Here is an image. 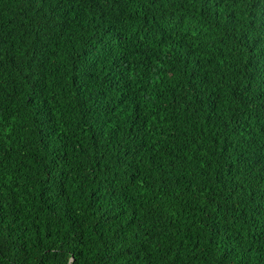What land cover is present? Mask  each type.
<instances>
[{
  "label": "trees",
  "instance_id": "trees-1",
  "mask_svg": "<svg viewBox=\"0 0 264 264\" xmlns=\"http://www.w3.org/2000/svg\"><path fill=\"white\" fill-rule=\"evenodd\" d=\"M0 264H264V0H0Z\"/></svg>",
  "mask_w": 264,
  "mask_h": 264
}]
</instances>
